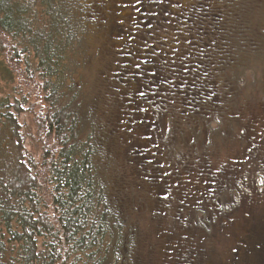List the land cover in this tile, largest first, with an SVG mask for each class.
<instances>
[{"label": "trees", "instance_id": "obj_1", "mask_svg": "<svg viewBox=\"0 0 264 264\" xmlns=\"http://www.w3.org/2000/svg\"><path fill=\"white\" fill-rule=\"evenodd\" d=\"M209 1L0 0L2 78L17 82L0 98V264H185L165 248L238 210L248 185L189 193L218 186L221 143L262 153L264 0ZM100 35L105 118L81 83ZM173 205V222H149L157 256L133 214Z\"/></svg>", "mask_w": 264, "mask_h": 264}, {"label": "rangeland", "instance_id": "obj_2", "mask_svg": "<svg viewBox=\"0 0 264 264\" xmlns=\"http://www.w3.org/2000/svg\"><path fill=\"white\" fill-rule=\"evenodd\" d=\"M198 1L199 0H181L182 6L180 10L186 11L188 8L195 6ZM209 3L214 6L216 0H210ZM225 9L227 10L226 7ZM180 10L179 14L182 15ZM112 45L113 47H111V49L114 52L121 51V43L117 42ZM104 48V42L100 35L93 48V55L87 66V71L83 74L81 79V83L85 86L87 94L94 98L97 112L101 118L106 117L105 112L107 109L104 107L106 104L101 89L106 86L107 83L105 81H108L113 74V67L109 65V57H105L106 48L105 50ZM96 51L99 52V55L95 54ZM107 66L108 71H105ZM104 75L106 77L104 78L105 80L103 79ZM2 76V69L0 67V98L11 94L12 88L17 84L16 81L14 85L6 83ZM258 93L261 92L259 91ZM97 98L99 99L96 100ZM257 102L259 109H257L256 112L258 115L256 122L260 124L256 125L257 123H255L253 127L260 141L259 150H261L262 153L259 154L257 151L256 153L258 154L255 155L256 158L254 161L249 151L243 150L241 143L232 145L233 148H228L221 143V148L217 147L215 149V151L217 150L216 152L220 153L217 155L219 161L215 163V165H219L211 170L209 174L211 176L215 175L218 186L223 190H219L217 188L218 186L213 182H206L203 195L196 196L193 191H191L189 195L191 200L198 205L217 194H222V198L225 202L227 198H230V194H232L231 191L235 194V189L244 188L247 185L251 189L249 190L250 193L248 192L243 196L244 198H241V201L238 203V210L234 211L232 209L228 212L230 213L228 221L212 222L214 227L210 230V233L208 232L207 239L204 240L202 231H195V234L193 236L190 234L191 236L189 235V238L183 235L179 236V238L174 240L176 242L171 244V247L165 248L168 250V254H173V249L177 248L178 252L183 257V262L186 261L185 264L190 262V264H200V262H203V264H264V106L262 104L261 107V100H257ZM109 121L110 120H107L106 123L108 124ZM160 144L161 143H159V147ZM182 144V138L179 135L175 144L169 149L166 148L170 156H173L175 151H179L180 149L177 147ZM115 146L117 148V145ZM244 165L245 167H243ZM233 176L236 177V179L230 182ZM228 182L230 183L227 186L230 187L226 189L225 185ZM144 208L145 207H143V209ZM150 211V209H147L145 215L136 212L133 216L138 220L140 228L144 230L143 240L149 242V247L158 248L155 252L157 256L164 255L162 244L157 245L155 242V244L151 246V242L162 240V238L158 237L160 236L159 233L155 228L150 227L149 222H173V220L170 221L171 219L169 217L175 216L176 207L173 205L169 210L163 209L161 219L152 215L150 217L148 214ZM153 212L155 211H152V213ZM159 247H161V249ZM148 250H150V248H148Z\"/></svg>", "mask_w": 264, "mask_h": 264}]
</instances>
